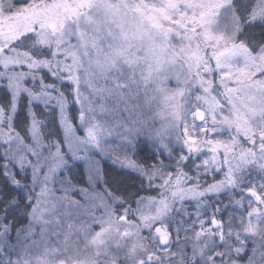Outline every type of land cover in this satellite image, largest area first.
Listing matches in <instances>:
<instances>
[{
	"label": "snow or ice",
	"instance_id": "6c2138e0",
	"mask_svg": "<svg viewBox=\"0 0 264 264\" xmlns=\"http://www.w3.org/2000/svg\"><path fill=\"white\" fill-rule=\"evenodd\" d=\"M0 264H264V0H0Z\"/></svg>",
	"mask_w": 264,
	"mask_h": 264
},
{
	"label": "trees",
	"instance_id": "16d2710c",
	"mask_svg": "<svg viewBox=\"0 0 264 264\" xmlns=\"http://www.w3.org/2000/svg\"><path fill=\"white\" fill-rule=\"evenodd\" d=\"M145 154V153H144ZM146 155V154H145ZM141 156H142V153H141ZM110 167V166H109ZM114 180H118L119 177H113Z\"/></svg>",
	"mask_w": 264,
	"mask_h": 264
},
{
	"label": "rangeland",
	"instance_id": "374dc122",
	"mask_svg": "<svg viewBox=\"0 0 264 264\" xmlns=\"http://www.w3.org/2000/svg\"><path fill=\"white\" fill-rule=\"evenodd\" d=\"M21 116H23V113H21ZM143 156H145V154L144 153H142V157ZM137 187H138V185H137ZM135 189H133V191H134ZM226 215V214H225Z\"/></svg>",
	"mask_w": 264,
	"mask_h": 264
}]
</instances>
